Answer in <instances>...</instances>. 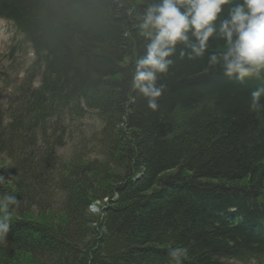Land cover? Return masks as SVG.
Masks as SVG:
<instances>
[{
	"label": "trees",
	"instance_id": "obj_1",
	"mask_svg": "<svg viewBox=\"0 0 264 264\" xmlns=\"http://www.w3.org/2000/svg\"><path fill=\"white\" fill-rule=\"evenodd\" d=\"M150 2L0 0L15 34L0 196L19 201L0 264H169L175 246L183 264H264V108L249 111L264 79L229 80L181 45L152 112L130 88Z\"/></svg>",
	"mask_w": 264,
	"mask_h": 264
},
{
	"label": "clouds",
	"instance_id": "obj_2",
	"mask_svg": "<svg viewBox=\"0 0 264 264\" xmlns=\"http://www.w3.org/2000/svg\"><path fill=\"white\" fill-rule=\"evenodd\" d=\"M146 37L145 54L134 60L130 88L156 112L165 93L158 83L174 65L178 46L181 60L196 61L207 55L208 69H219L240 84L264 79V0H152L139 25ZM222 41L209 51L210 42ZM264 86L251 90L249 111L264 108ZM14 195L0 196V235L9 231V206ZM188 253L182 246L170 247L169 264H183Z\"/></svg>",
	"mask_w": 264,
	"mask_h": 264
},
{
	"label": "rangeland",
	"instance_id": "obj_3",
	"mask_svg": "<svg viewBox=\"0 0 264 264\" xmlns=\"http://www.w3.org/2000/svg\"><path fill=\"white\" fill-rule=\"evenodd\" d=\"M15 43V34L13 32V29H11L10 24H8L6 21H1L0 22V58H2L5 54L6 51L8 50V48L10 47V45ZM32 57V56H31ZM30 58V57H29ZM29 64L30 62L27 61ZM23 77V75L21 76V78ZM92 125V123H87L86 126H90ZM95 126V125H94ZM71 147L72 145H68L64 151H62V156L68 157L70 155L71 152ZM3 160L0 159V164H3ZM99 208V207H98ZM91 211L94 213H97L98 210L96 211L95 209L91 208Z\"/></svg>",
	"mask_w": 264,
	"mask_h": 264
},
{
	"label": "water",
	"instance_id": "obj_4",
	"mask_svg": "<svg viewBox=\"0 0 264 264\" xmlns=\"http://www.w3.org/2000/svg\"><path fill=\"white\" fill-rule=\"evenodd\" d=\"M93 209H95L96 211L98 210V208H97V207H94Z\"/></svg>",
	"mask_w": 264,
	"mask_h": 264
},
{
	"label": "bare ground",
	"instance_id": "obj_5",
	"mask_svg": "<svg viewBox=\"0 0 264 264\" xmlns=\"http://www.w3.org/2000/svg\"><path fill=\"white\" fill-rule=\"evenodd\" d=\"M95 207H99V205L97 206V205H95Z\"/></svg>",
	"mask_w": 264,
	"mask_h": 264
}]
</instances>
